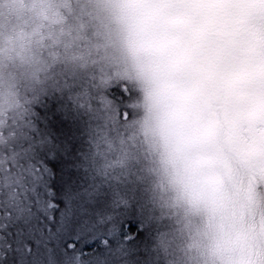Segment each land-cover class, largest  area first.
I'll return each mask as SVG.
<instances>
[{
	"label": "snow or ice",
	"instance_id": "1",
	"mask_svg": "<svg viewBox=\"0 0 264 264\" xmlns=\"http://www.w3.org/2000/svg\"><path fill=\"white\" fill-rule=\"evenodd\" d=\"M0 106V264H208L167 186L229 183L264 264V0H75ZM76 40H87L77 44Z\"/></svg>",
	"mask_w": 264,
	"mask_h": 264
},
{
	"label": "clouds",
	"instance_id": "2",
	"mask_svg": "<svg viewBox=\"0 0 264 264\" xmlns=\"http://www.w3.org/2000/svg\"><path fill=\"white\" fill-rule=\"evenodd\" d=\"M69 3L75 0H0V60L32 58L46 39L68 38L63 18L70 14Z\"/></svg>",
	"mask_w": 264,
	"mask_h": 264
},
{
	"label": "rangeland",
	"instance_id": "3",
	"mask_svg": "<svg viewBox=\"0 0 264 264\" xmlns=\"http://www.w3.org/2000/svg\"><path fill=\"white\" fill-rule=\"evenodd\" d=\"M181 176L184 180L185 178L191 180L190 173H184ZM228 191L230 198L224 205V213L234 218L235 227L225 226L223 230L210 227V209L216 203L214 197L208 195L201 199L193 191H190L188 196L190 204L186 208L198 206L200 209L194 214L190 213L189 220L193 232L199 233V239L206 253L208 264H233L234 261L238 260L244 251L243 243L246 241L238 229L247 230L252 222L251 215L243 207L244 197H240L243 192L236 186Z\"/></svg>",
	"mask_w": 264,
	"mask_h": 264
},
{
	"label": "trees",
	"instance_id": "4",
	"mask_svg": "<svg viewBox=\"0 0 264 264\" xmlns=\"http://www.w3.org/2000/svg\"><path fill=\"white\" fill-rule=\"evenodd\" d=\"M49 42L50 41L47 39L44 41L45 44ZM30 60L31 58L21 59L15 57L0 60V106L5 109L11 111L15 103L19 100L21 74L31 69L32 65ZM248 163L253 166H259L261 163H264V161H261L258 156H253L248 160ZM190 177L191 180L186 178L184 180L181 176L179 180L168 185V196L181 202L184 207L190 204L188 201L190 191L196 193L198 198L201 199H204L209 194L214 195V197L218 196L219 190L210 186L200 174L197 172H190ZM180 182H182V184H180ZM233 186V184L229 183L227 186L228 190ZM241 197L244 196L242 195ZM248 242L249 241L243 243V249L246 248Z\"/></svg>",
	"mask_w": 264,
	"mask_h": 264
}]
</instances>
